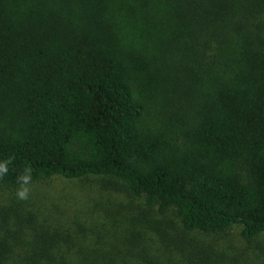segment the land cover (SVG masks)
Listing matches in <instances>:
<instances>
[{
  "label": "trees",
  "instance_id": "1",
  "mask_svg": "<svg viewBox=\"0 0 264 264\" xmlns=\"http://www.w3.org/2000/svg\"><path fill=\"white\" fill-rule=\"evenodd\" d=\"M9 158V188L101 176L185 231L263 234L264 0H0ZM73 221L1 213L0 264H228Z\"/></svg>",
  "mask_w": 264,
  "mask_h": 264
},
{
  "label": "rangeland",
  "instance_id": "2",
  "mask_svg": "<svg viewBox=\"0 0 264 264\" xmlns=\"http://www.w3.org/2000/svg\"><path fill=\"white\" fill-rule=\"evenodd\" d=\"M30 195L27 200H19L17 189L0 183V214L17 207L22 210H39L42 214L57 216L65 221L80 223L94 227L87 237H97L95 226L129 218L123 226L136 230L132 235L141 233L139 241L145 246L158 247L165 245V239L172 247L187 252L199 251L192 258L203 256L204 260L223 258L228 264H264V233L252 239L241 236V226L235 225L220 234H208L199 231H185L179 217L171 212L165 216L156 211L144 208L141 198H133L123 188L116 187L114 182L101 176H88L81 179H68L63 176L37 181L28 186ZM127 217V218H126ZM133 221V222H131ZM122 224L119 226V232ZM76 229H74L75 231ZM142 237V238H141ZM111 238V237H108ZM103 241L102 238H98ZM122 243V242H120ZM221 262V261H220Z\"/></svg>",
  "mask_w": 264,
  "mask_h": 264
},
{
  "label": "clouds",
  "instance_id": "3",
  "mask_svg": "<svg viewBox=\"0 0 264 264\" xmlns=\"http://www.w3.org/2000/svg\"><path fill=\"white\" fill-rule=\"evenodd\" d=\"M10 160L11 158H9V161L0 162V179H2L3 176L7 174L8 163ZM31 179V168L25 169L24 172L17 177L20 187L16 191V196L19 200H27L29 198L30 188L28 185L31 183Z\"/></svg>",
  "mask_w": 264,
  "mask_h": 264
}]
</instances>
